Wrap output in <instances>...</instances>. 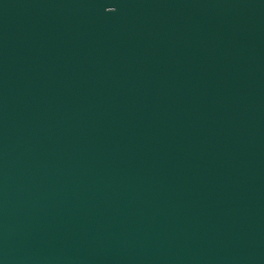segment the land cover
Instances as JSON below:
<instances>
[{
	"label": "water",
	"instance_id": "95a60500",
	"mask_svg": "<svg viewBox=\"0 0 264 264\" xmlns=\"http://www.w3.org/2000/svg\"><path fill=\"white\" fill-rule=\"evenodd\" d=\"M0 264H264V0H0Z\"/></svg>",
	"mask_w": 264,
	"mask_h": 264
}]
</instances>
